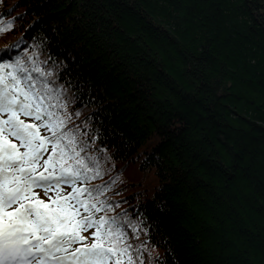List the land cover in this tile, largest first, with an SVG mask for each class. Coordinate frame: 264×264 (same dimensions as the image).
Segmentation results:
<instances>
[{
	"label": "trees",
	"instance_id": "obj_1",
	"mask_svg": "<svg viewBox=\"0 0 264 264\" xmlns=\"http://www.w3.org/2000/svg\"><path fill=\"white\" fill-rule=\"evenodd\" d=\"M9 21L132 259L264 264V0H0Z\"/></svg>",
	"mask_w": 264,
	"mask_h": 264
},
{
	"label": "snow or ice",
	"instance_id": "obj_2",
	"mask_svg": "<svg viewBox=\"0 0 264 264\" xmlns=\"http://www.w3.org/2000/svg\"><path fill=\"white\" fill-rule=\"evenodd\" d=\"M14 47L0 49V264H133L118 219L97 215L110 210L87 186L100 173L65 131L64 105Z\"/></svg>",
	"mask_w": 264,
	"mask_h": 264
},
{
	"label": "rangeland",
	"instance_id": "obj_3",
	"mask_svg": "<svg viewBox=\"0 0 264 264\" xmlns=\"http://www.w3.org/2000/svg\"><path fill=\"white\" fill-rule=\"evenodd\" d=\"M130 171H131L130 176L132 175L131 178H134V180H136L137 182H140V179H141L140 177H141V175H140L139 173L136 174V173L134 172L135 170H130ZM40 195H41V198H45L44 195L42 194V192L40 193ZM117 201H119V202L121 201V202H122V200H117ZM84 235L87 236L88 233H87V234L85 233ZM142 247H145V246H142ZM133 251L135 252V253L133 254V259H132V260H133V264H138V262H137V258H136V250H135V248H133ZM150 253H154V251L151 250Z\"/></svg>",
	"mask_w": 264,
	"mask_h": 264
}]
</instances>
